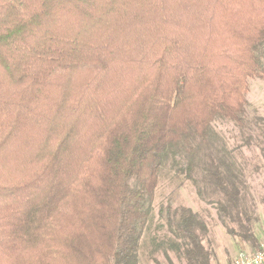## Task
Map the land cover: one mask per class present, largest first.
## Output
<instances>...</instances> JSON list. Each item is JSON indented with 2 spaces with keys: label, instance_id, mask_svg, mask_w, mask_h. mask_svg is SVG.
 <instances>
[{
  "label": "trees",
  "instance_id": "16d2710c",
  "mask_svg": "<svg viewBox=\"0 0 264 264\" xmlns=\"http://www.w3.org/2000/svg\"><path fill=\"white\" fill-rule=\"evenodd\" d=\"M254 79L264 0H0V264H140L166 167L256 252L244 172L213 127L264 157ZM159 218L150 257L212 264L204 219Z\"/></svg>",
  "mask_w": 264,
  "mask_h": 264
},
{
  "label": "rangeland",
  "instance_id": "374dc122",
  "mask_svg": "<svg viewBox=\"0 0 264 264\" xmlns=\"http://www.w3.org/2000/svg\"><path fill=\"white\" fill-rule=\"evenodd\" d=\"M245 99L248 102V110H253L255 114L264 118V80H250ZM249 116L252 114L250 113ZM213 127L222 137L227 149L232 151L236 162L244 172L247 185L246 205L253 209L256 233L262 235L264 231V157L255 146H243L239 132L232 123L217 121ZM174 175V172L168 171L166 167L159 177L153 202L152 221L149 230L144 234V242L140 246V264H155L154 260L160 264H184L173 251L168 249H165L166 255L160 249L150 257L152 251V246L149 245L150 238L156 236L164 240L165 237H169L165 228H159L163 225V220L159 218V211L167 205L171 207L172 211L189 208L204 219L208 226L204 244L212 251V264H226L231 260L230 264H232L238 253L251 254L250 249L239 239L226 233L215 210L197 197L195 189L189 181L185 180L183 176L175 177Z\"/></svg>",
  "mask_w": 264,
  "mask_h": 264
},
{
  "label": "built area",
  "instance_id": "2783aa9c",
  "mask_svg": "<svg viewBox=\"0 0 264 264\" xmlns=\"http://www.w3.org/2000/svg\"><path fill=\"white\" fill-rule=\"evenodd\" d=\"M232 264H264V239L253 254L238 253Z\"/></svg>",
  "mask_w": 264,
  "mask_h": 264
},
{
  "label": "crops",
  "instance_id": "0c3cea01",
  "mask_svg": "<svg viewBox=\"0 0 264 264\" xmlns=\"http://www.w3.org/2000/svg\"><path fill=\"white\" fill-rule=\"evenodd\" d=\"M235 255H236V254H235ZM231 261H232V260H231ZM231 261H230V262H231ZM230 262H226V264H230Z\"/></svg>",
  "mask_w": 264,
  "mask_h": 264
}]
</instances>
